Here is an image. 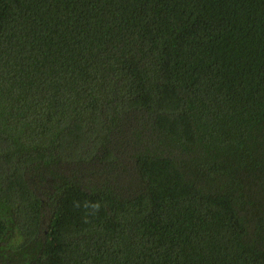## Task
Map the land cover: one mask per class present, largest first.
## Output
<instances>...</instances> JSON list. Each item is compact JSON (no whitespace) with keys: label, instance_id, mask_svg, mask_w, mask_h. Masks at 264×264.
I'll list each match as a JSON object with an SVG mask.
<instances>
[{"label":"trees","instance_id":"1","mask_svg":"<svg viewBox=\"0 0 264 264\" xmlns=\"http://www.w3.org/2000/svg\"><path fill=\"white\" fill-rule=\"evenodd\" d=\"M0 264H264V0H0Z\"/></svg>","mask_w":264,"mask_h":264},{"label":"clouds","instance_id":"2","mask_svg":"<svg viewBox=\"0 0 264 264\" xmlns=\"http://www.w3.org/2000/svg\"><path fill=\"white\" fill-rule=\"evenodd\" d=\"M73 207L74 208L83 207L85 210H88L86 211V215H85V222H87V217L89 215L95 216L100 211L102 205L99 201H95V202L84 201L82 205L80 202L74 201Z\"/></svg>","mask_w":264,"mask_h":264}]
</instances>
